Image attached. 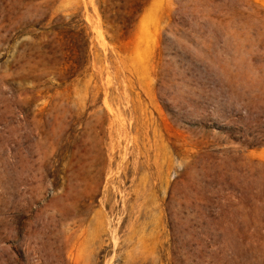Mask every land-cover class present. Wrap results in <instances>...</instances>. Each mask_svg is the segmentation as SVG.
<instances>
[{
    "label": "rangeland",
    "instance_id": "1",
    "mask_svg": "<svg viewBox=\"0 0 264 264\" xmlns=\"http://www.w3.org/2000/svg\"><path fill=\"white\" fill-rule=\"evenodd\" d=\"M133 5L0 0V264H264V0Z\"/></svg>",
    "mask_w": 264,
    "mask_h": 264
},
{
    "label": "trees",
    "instance_id": "2",
    "mask_svg": "<svg viewBox=\"0 0 264 264\" xmlns=\"http://www.w3.org/2000/svg\"><path fill=\"white\" fill-rule=\"evenodd\" d=\"M132 2L134 3L132 11H127V13L124 15H110L108 17V19L113 21L114 24L121 26L124 31L134 25L136 19L144 8L143 0H132ZM104 17L107 19L106 16Z\"/></svg>",
    "mask_w": 264,
    "mask_h": 264
}]
</instances>
